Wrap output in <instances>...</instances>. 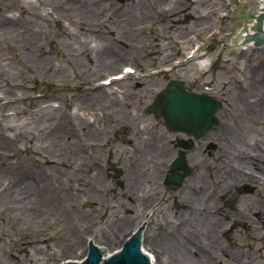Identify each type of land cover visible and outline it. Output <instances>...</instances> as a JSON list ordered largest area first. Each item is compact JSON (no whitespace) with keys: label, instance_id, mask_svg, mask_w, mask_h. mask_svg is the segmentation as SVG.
<instances>
[{"label":"rangeland","instance_id":"rangeland-1","mask_svg":"<svg viewBox=\"0 0 264 264\" xmlns=\"http://www.w3.org/2000/svg\"><path fill=\"white\" fill-rule=\"evenodd\" d=\"M47 1L0 0V166L5 161L9 169L0 173V264L81 260L88 239L115 250L142 219V243L146 239L157 264H181L153 240L160 234L170 237L180 213L188 210L187 196H175L187 181L206 178L216 188L224 180L213 179L209 169L216 163L212 153L217 146H226L219 138L222 126L237 143L227 148L233 164L253 160L257 178L264 180L256 167L264 166V44H244L237 52L214 43L205 50L229 29L237 0H165L159 6L143 0L141 9L135 7L138 0L100 1L101 14L94 19L80 15L79 0L68 1L73 16L62 9L66 0L54 6ZM7 21L11 23L2 27ZM102 23L120 38H111ZM130 32L132 48L124 41ZM28 38L35 52L45 55V49L55 74L26 62ZM105 49L115 50L110 55L117 53L116 64L97 62ZM110 78L116 79L113 85ZM171 81L220 101L215 117L221 126L196 140L185 132H171L163 118L145 112ZM128 114L129 128L121 123ZM67 116V128L51 142V128ZM70 142L77 153L68 152ZM181 150L191 171L188 177L171 169ZM192 151L205 157L193 154L187 159L186 152ZM141 163L152 179L146 198L130 184ZM155 166L160 170L152 175ZM94 169L100 173L97 180ZM178 173L184 176L181 183L165 184L168 175ZM15 175L20 181L24 177L28 186L25 201L10 197ZM260 181L241 183L233 197L193 204L219 218L224 247L249 253L245 264H264V218L258 222V212L249 214V221L232 216L253 197L264 202ZM45 186L56 193L53 199H45ZM114 216H128L129 221L113 232ZM203 255H195L199 264H225Z\"/></svg>","mask_w":264,"mask_h":264},{"label":"bare ground","instance_id":"bare-ground-1","mask_svg":"<svg viewBox=\"0 0 264 264\" xmlns=\"http://www.w3.org/2000/svg\"><path fill=\"white\" fill-rule=\"evenodd\" d=\"M68 1L69 0H66L65 2L66 6H63L62 9L64 13H66L67 15L73 16L75 15L74 13L76 12L73 11L72 9H69V6L67 5ZM100 1L105 2L109 0H79V3L82 4V6L78 8L81 10L80 15L82 14L83 16H86V17L89 16L91 17L90 19H94L96 14L100 15L101 13L99 12V7H98V4ZM152 1H154L155 6H159L161 5V3L166 2L165 0H163V2L162 0H152ZM56 2L62 3L61 0H57V1L48 0L45 3L47 4L49 3L51 6H54ZM145 4L146 3L143 0H138L135 7L141 9ZM190 4L188 5L189 7H190ZM193 5L194 3H192V6ZM59 12L60 11H57V13L62 16L63 14ZM10 23L11 21H7L5 23H2L1 25L2 27L5 28V26L9 25ZM99 28L100 26L96 27V30H98ZM101 28L103 31H106V33H108L111 38H115V39L120 38L119 35H116L115 33L111 32V30H113V27L110 26L109 24L106 26L105 23H102ZM131 37H132V32H130L128 38L124 39V41L128 43L130 48H132L131 41L133 40ZM28 39H29L28 44H29L30 50L29 52L28 51L26 52L28 53V56H29L28 57L29 59H27L26 62L28 64L30 63L32 65L33 64L37 65V67H41V70L44 73H47L46 71L48 70V73L55 74V69L49 66L50 62L47 58L48 53H46L45 49L44 48L41 49L43 54L45 53V55H42V54L40 55V53L35 52V48L33 47V45H31L32 43H31L30 38ZM52 48L58 49L57 45L52 46ZM114 51H115L114 49H109V50L105 49L102 52H100L95 59H97V62L107 60L108 64L110 65L116 64L119 61V57L117 56V53H113L112 55H110L111 52H114ZM115 81L116 79L111 78L110 82L113 85ZM204 94H207V93H204ZM68 121L70 120L68 119V116H67V118H64L61 122H59L58 124H56L55 126L51 128L49 132L50 137H51L49 139H51V142L52 140L57 139L61 135V133L63 132L62 128H67ZM130 121H131V116L130 114H128L125 117H123L121 123L125 125L124 127L129 128L128 123H130ZM219 126H221V124H219L218 127ZM226 130H227V127L222 126L221 133L219 134V138L221 139L222 143H226V146L224 147L221 146V148L219 145L217 146L215 151L212 153V155L216 159V163L214 162L212 167L209 168L210 172L212 173L211 175L213 176V179H215V176L217 177L224 176V180L220 181V183H218L219 185L217 184L216 188H212L211 183H208L206 178L198 179L194 181L193 179H191L187 181L186 184L175 193V196L177 197L178 195H182V194L187 196V197H184L183 199H185L186 202L189 203L188 210H186L183 213H180L183 215L177 219L178 220L177 223L179 224L178 225L175 224L177 227L173 228L174 231L170 237L164 238L163 237L164 234H160L156 236L155 239L153 240L155 242L161 243L162 247L165 250H169L172 256L176 258V261L180 262L181 264H199L198 258L197 256H195L199 254H204L203 256L205 255L209 256V259L213 261L220 260L222 261V263L224 262L225 264H239V263L245 264V263H248V261H250L251 259L249 256V253H246L244 251L243 252L241 251L240 253L231 252L227 248L224 247L221 241V238L219 237V231L221 230L222 224L218 217L210 216L206 214V211H199L193 207V204H195L196 201H202L203 203V201L207 199V200H210L209 201L210 203L211 200L215 197H223V198H228L230 196L233 197L234 196L233 189L241 185V183H244V182L253 183V182H257L261 180V177L260 179L257 178L256 172L254 171L253 160H250L247 158L243 160H239L240 167L233 164V158L230 156L227 148L229 149L232 146H237V143L235 144L234 137L231 136V133H226ZM226 137H228V139H226ZM238 138L239 137H236L235 140H238ZM238 146L240 145L238 144ZM66 147L67 148L69 147L68 152L70 154L77 153L79 151L78 147L74 145V142H70L69 145L67 144ZM193 154H196L195 157L199 156L198 158L205 157V154H200V152L192 151V152H189L188 154L186 152L187 159L191 156L193 157ZM148 160L149 159L147 157L144 159L145 162H147ZM143 163H141V166L139 167L140 171L134 172L132 174L134 177L130 180V184L132 185L131 189L135 192L137 191L139 192L143 190L144 191L143 195L146 198L147 197L146 188L147 187L149 188L152 186L151 184L152 179L150 177H146V176H149L150 173H146L144 171L143 168L145 166L142 165ZM256 167L261 171V173H264V166L259 167L256 165ZM151 169L153 170V171L151 170L152 175L153 173L160 170L158 166L152 167ZM237 170L240 172H238ZM4 172L9 173V169L6 167L5 161H4V165L0 166V173H4ZM190 175L191 173L188 174L186 177ZM17 177L18 176L15 175L16 183L12 187H9L10 197L14 201H16V199L18 198L20 199L21 197H23L20 200L25 201L24 193L27 190L28 186L27 184H25L26 181H24V177L21 181L18 180ZM39 177H40L41 183L45 184L47 182L44 178H42L41 175ZM93 177L95 178V180H97L100 177V173L98 169H94ZM220 178H218V180ZM194 182H198V183H194ZM204 183L207 184V187L204 186ZM259 183L263 184L264 180L262 179V181H260ZM45 188L47 189L45 199L46 197L48 200L53 199L56 193H52V191L48 189V186H45ZM148 188L147 190H150ZM213 191L215 194L213 193ZM206 204H208V202ZM254 212H258V217H259L258 222H259V219L264 218V202H262L261 200H258L256 197L249 199L247 202H244V203L242 202L241 205H239L236 208V211L232 217H236L240 220L245 219L249 221L250 215L253 214ZM112 219L113 220L110 224L111 231L113 230V228H115L119 224L123 223L124 221H127L129 217L122 216L121 218H118L117 216H114ZM145 240L146 239H144L142 243V248H144V255L148 257V259L150 260V262H152V264H157L158 258L146 248ZM120 247L115 250H119ZM99 248L101 250H104L103 246L102 247L99 246ZM141 257L145 259L143 256ZM72 260L66 259L64 263H74V259Z\"/></svg>","mask_w":264,"mask_h":264},{"label":"water","instance_id":"water-1","mask_svg":"<svg viewBox=\"0 0 264 264\" xmlns=\"http://www.w3.org/2000/svg\"><path fill=\"white\" fill-rule=\"evenodd\" d=\"M261 4L264 7V0H237L232 7L229 29L220 38L214 37V42L208 43L205 50L214 43H218L238 52V47L244 45L242 43L246 36H249L255 31H257L256 35H264V23L259 25L260 21L264 19V16L261 17L262 19H256L254 17L252 22L248 21L247 23H252L248 26V30H246L248 27L245 23L241 27V23L245 20V15L249 18L254 16L260 11ZM262 44H264V42L252 45L251 47ZM222 105L223 104L220 101L214 99L208 94L186 91L182 82L171 81L158 95L154 104L148 107L147 110L155 113L158 118H163L167 129L171 132H185L188 135L194 136L196 140H199L219 125V120L215 117V113L222 107ZM188 144L189 146L192 145L191 142ZM177 169L183 170L185 175H188L191 172L187 166L184 151H180L179 157L173 165V170ZM120 172L121 171H117V176ZM183 178L184 176L178 173L170 176L168 182L181 183ZM138 230L139 233L137 236L141 237L137 240L135 239L136 241L131 245L130 243H132L134 239L127 244H124L126 248L125 250L123 248L124 251L122 255L108 261L106 264H148L147 259H143L140 255V252L142 251L143 219ZM127 239L128 237L125 236V240ZM90 240H92V244H95V246L91 247V250L93 251L94 249H97L106 260L112 258L116 252L122 251L101 250L93 239ZM90 240L88 239L81 261L78 264H81L82 259L86 258L88 255V245L90 244ZM100 262L101 256H97L93 253L88 262L85 263L98 264Z\"/></svg>","mask_w":264,"mask_h":264}]
</instances>
